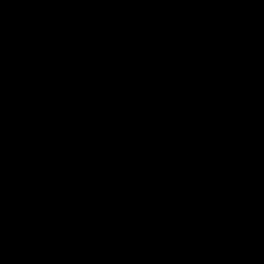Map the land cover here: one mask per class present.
Segmentation results:
<instances>
[{"label":"water","instance_id":"95a60500","mask_svg":"<svg viewBox=\"0 0 264 264\" xmlns=\"http://www.w3.org/2000/svg\"><path fill=\"white\" fill-rule=\"evenodd\" d=\"M0 264H264V0H0Z\"/></svg>","mask_w":264,"mask_h":264}]
</instances>
